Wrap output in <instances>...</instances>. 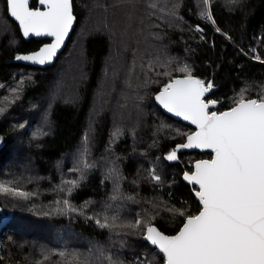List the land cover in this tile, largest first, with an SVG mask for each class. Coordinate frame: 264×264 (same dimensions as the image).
Segmentation results:
<instances>
[{
    "label": "trees",
    "instance_id": "16d2710c",
    "mask_svg": "<svg viewBox=\"0 0 264 264\" xmlns=\"http://www.w3.org/2000/svg\"><path fill=\"white\" fill-rule=\"evenodd\" d=\"M73 5L77 23L67 46L53 65L41 68L9 62L45 40L26 41L0 0V183L33 194L0 193V206L12 213L0 232V264H37L45 255L43 264H60L58 252L83 258L90 250L95 264L94 245L124 264L146 256L164 264L142 233L100 228L85 215L118 214V223L154 216L151 224L175 234L184 217L168 208L199 212L196 187L182 174L212 153L186 151L177 162L166 160L194 129L167 115L154 95L184 76L178 69L187 64L193 76L216 87L208 99L218 101V112L233 107L243 88L246 98H258L264 91V0H210L214 23L201 17L202 0ZM117 128L121 134L113 138ZM85 135L94 167L69 194L64 181L79 180L72 169ZM114 164L123 177L121 192L134 201L110 200L114 182L107 175ZM153 167L160 184L150 179ZM65 199L85 215L57 213L56 202Z\"/></svg>",
    "mask_w": 264,
    "mask_h": 264
},
{
    "label": "snow or ice",
    "instance_id": "6c2138e0",
    "mask_svg": "<svg viewBox=\"0 0 264 264\" xmlns=\"http://www.w3.org/2000/svg\"><path fill=\"white\" fill-rule=\"evenodd\" d=\"M37 2L43 10L31 7V0H6V5L25 38L30 35L52 38L51 43L37 51L15 57L44 65L57 55L75 17L72 0ZM202 4L201 17L214 23L210 0H202ZM150 7H155V4ZM216 30L220 31L219 28ZM178 71L185 73L183 78L170 80L156 100L168 112L190 121L197 129L186 134V142L176 145L166 155V160H178V152L189 148L210 149L213 153L211 159L195 161L194 170L183 175L185 181L198 186L195 196L201 205L199 212L192 215L179 208H168L174 216L184 217V221L175 235H166L150 223L154 216L141 217L138 214L135 221L118 223V214L86 216L83 209L75 208L67 199L57 201L55 211L62 215L69 212L85 215L100 228L112 230L119 227L130 229L131 234L142 233L145 241L162 254L164 264H264V91L258 98H246L248 89L243 88L229 110L210 111V107L218 103L205 99L213 84L193 76L187 64ZM4 110L0 108V113ZM120 134L117 128L112 135L117 138ZM88 143L89 137L85 135L78 164L72 169L79 173V180L64 181L69 187L62 190L69 194L84 179L85 173L94 167L88 160ZM149 173L152 182H162L155 167ZM107 178L114 182L111 201L135 200V197H125L121 192L123 177L115 164L109 169ZM0 193L24 198L33 195L4 183H0ZM61 204L63 207H59ZM107 207L111 208V204ZM93 248L95 264H124L119 257L106 254L102 247L94 245ZM56 254L61 258L60 264H94L91 250L83 258V254L76 252L61 251ZM48 259L49 256L45 255L37 264H43ZM134 264H155V257L137 258Z\"/></svg>",
    "mask_w": 264,
    "mask_h": 264
},
{
    "label": "water",
    "instance_id": "95a60500",
    "mask_svg": "<svg viewBox=\"0 0 264 264\" xmlns=\"http://www.w3.org/2000/svg\"><path fill=\"white\" fill-rule=\"evenodd\" d=\"M32 1L33 0H31V3H32ZM30 6H31V4H30ZM31 7H33V6H31ZM36 7H41L42 8V6H40L38 3H37V6ZM42 10H43V8H42ZM72 14H73V16L75 17V19H74V21H73V24H72V27H71V29L69 30V33H68V35H67V37L65 38V40H64V43H63V45L58 49V51H57V55L53 58V60L51 61V62H49V63H46V64H44V65H40V64H36V63H32V62H30V61H22V60H17L15 57L12 59V60H10L9 62H16V63H21V64H25V65H32V66H35V67H41V68H46V67H48V66H51V65H53L55 62H56V60H57V58L59 57V55H60V53L65 49V47L67 46V44H68V41H69V39H70V37H71V34H72V32H73V30H74V28H75V26H76V23H77V17H76V15H75V12H74V5H73V0H72ZM10 16V15H9ZM11 17V16H10ZM12 18V17H11ZM14 21H15V19L14 18H12ZM17 24H18V22L17 21H15ZM18 26H19V24H18ZM20 28V27H19ZM20 31H21V29H20ZM21 34H22V31H21ZM22 36H23V34H22ZM23 38L26 40V41H29L30 39H36V40H45V42L44 43H42L36 50H33V51H29V52H24V53H21V54H19V55H26V54H29V53H31V52H34V51H37L40 47H42L43 45H45V44H48V43H51L52 42V38L51 37H47V36H40V37H37V36H34V35H30L28 38H25L24 36H23ZM176 78H183V76H179V77H176ZM164 88V87H163ZM163 88L160 90V91H158L155 95H154V99H155V102H156V104L167 114V115H169L170 117H172V118H174V119H176V120H179V121H182L183 123H185V124H187V125H189V126H191L194 130L192 131V132H195L197 129H196V126L195 125H193V124H191V122L190 121H186V120H184L182 117H178V116H176L174 113H170V112H168L167 111V109H165L157 100H156V96L163 90ZM216 90V87H214L213 86V88L208 92V93H206L205 94V99H208V96H210L214 91ZM217 101V100H216ZM218 106V103L216 104V105H214V106H211L210 107V111H217L215 108ZM226 110H229V109H226ZM226 110H224V111H226ZM218 112V111H217ZM191 132V133H192ZM190 133V134H191ZM186 142V140L183 142V143H185ZM181 144V143H180ZM186 151H189V152H193V151H198V152H201V153H204V152H210V153H212V151L210 150V149H198V148H189V149H183V150H180L179 152H178V157H179V154L181 153V152H186ZM212 156H213V153H212ZM212 158V157H211ZM211 158H202V159H198V160H204V159H211ZM178 160H176V161H173V162H177ZM197 161V160H196ZM195 163V162H194ZM194 165V164H193ZM193 170H194V168H193ZM192 170V171H193ZM192 171H185V172H192ZM184 172V173H185ZM184 173L182 174V179H183V181L186 183V184H188V185H190V186H192V187H196V189L194 190V194H195V191L196 190H198V186H196V185H194V184H191V183H189L188 181H185L184 180V178H183V175H184ZM201 206V205H200ZM11 217H12V213H6L5 211H4V209L0 206V232L4 229V227L7 225V222L11 219ZM154 225V224H153ZM155 227H157L160 231H162L158 226H156V225H154ZM162 232H164V231H162ZM165 233V232H164ZM166 235H175V234H167V233H165ZM150 244V243H149ZM152 246V245H151ZM153 248H155L154 246H152Z\"/></svg>",
    "mask_w": 264,
    "mask_h": 264
}]
</instances>
